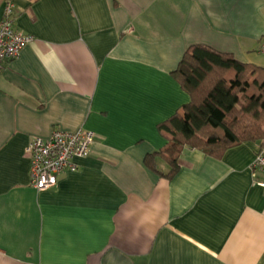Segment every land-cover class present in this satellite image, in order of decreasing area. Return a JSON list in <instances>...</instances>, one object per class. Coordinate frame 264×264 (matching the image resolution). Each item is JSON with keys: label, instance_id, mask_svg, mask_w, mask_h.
<instances>
[{"label": "crops", "instance_id": "1", "mask_svg": "<svg viewBox=\"0 0 264 264\" xmlns=\"http://www.w3.org/2000/svg\"><path fill=\"white\" fill-rule=\"evenodd\" d=\"M7 1L34 41L0 72V264H264L261 142L185 147L171 178L145 163L191 99L190 46L264 66V0H0V18ZM57 129L91 152L38 190L26 148Z\"/></svg>", "mask_w": 264, "mask_h": 264}, {"label": "trees", "instance_id": "2", "mask_svg": "<svg viewBox=\"0 0 264 264\" xmlns=\"http://www.w3.org/2000/svg\"><path fill=\"white\" fill-rule=\"evenodd\" d=\"M173 76L190 101L158 124L167 138L160 150L147 154L146 165L161 173L156 158H164L173 177L185 147L221 159L244 142L264 143V66L244 63L231 53L208 45L190 46Z\"/></svg>", "mask_w": 264, "mask_h": 264}, {"label": "built area", "instance_id": "3", "mask_svg": "<svg viewBox=\"0 0 264 264\" xmlns=\"http://www.w3.org/2000/svg\"><path fill=\"white\" fill-rule=\"evenodd\" d=\"M33 41V35L25 34L15 27L14 3L7 1L0 18V72L7 61L19 56L22 49ZM259 50L264 55V40ZM93 139V132L85 129H57L48 139L34 137L26 148L33 186L38 190L52 188L57 185L61 173L76 171L78 164L75 159L90 154ZM252 167L264 175V143L259 147ZM259 184L264 187V179Z\"/></svg>", "mask_w": 264, "mask_h": 264}]
</instances>
